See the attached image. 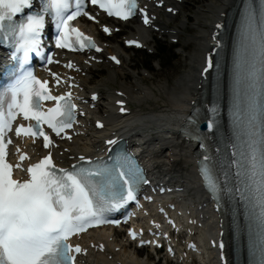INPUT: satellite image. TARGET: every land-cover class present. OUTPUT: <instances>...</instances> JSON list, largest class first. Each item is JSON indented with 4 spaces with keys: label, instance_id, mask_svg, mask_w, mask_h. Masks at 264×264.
<instances>
[{
    "label": "snow or ice",
    "instance_id": "6c2138e0",
    "mask_svg": "<svg viewBox=\"0 0 264 264\" xmlns=\"http://www.w3.org/2000/svg\"><path fill=\"white\" fill-rule=\"evenodd\" d=\"M91 3L124 20L138 9L137 0H91ZM33 6L34 0H0V45L9 46L11 58L18 62L15 78L0 91V264H76L77 256L86 255L87 249L69 243L70 238L89 228L119 225L113 214L131 201L139 204L141 185L149 181L130 154L118 153L110 161L89 159L86 164L64 169L54 164L51 151L23 169L27 179L13 178V169H21L22 165H13L6 157L7 145L12 143L8 133L13 131L17 117L34 123L20 124L15 128L16 136L42 137L46 149L53 146V140L44 125L56 136L61 133L67 136L66 129L76 123L77 105L72 93L53 95L49 82L39 79L29 66L33 54L45 58L42 34L46 18L50 17L58 30L57 48L101 51L90 37L71 26L77 17L87 14L86 0H38L34 11ZM25 9L30 11L17 20ZM139 11L144 24H150L148 13L143 8ZM104 30L110 32L107 27ZM127 43L140 46L135 40ZM46 59L49 64L53 62L51 56ZM111 59L120 62L115 56ZM66 66L74 67L71 62ZM52 75L59 85L58 74ZM49 100L55 101V105L45 111L42 102ZM120 111L126 109L122 106ZM231 119L232 158L229 171L223 172L224 183L221 184L215 166L208 163V156L200 162L199 172L217 202L222 193L239 198L247 229V264H264V0H245L241 12L233 54ZM97 126L104 127L100 121ZM213 127L214 121L210 120L208 128ZM200 147L205 145L201 143ZM27 158L26 154L19 156L20 161ZM232 168L234 176L230 174ZM240 230L237 225V232ZM129 235L136 240L142 230L138 234L131 229ZM149 243L152 241L140 240L141 246ZM172 251L169 247V252ZM221 259H225L223 255Z\"/></svg>",
    "mask_w": 264,
    "mask_h": 264
},
{
    "label": "bare ground",
    "instance_id": "6f19581e",
    "mask_svg": "<svg viewBox=\"0 0 264 264\" xmlns=\"http://www.w3.org/2000/svg\"><path fill=\"white\" fill-rule=\"evenodd\" d=\"M233 0H209V2L197 6L196 12L191 17H186L183 15V19H187L188 22H192L193 30L197 31L196 35L192 38L195 43V53L189 56V62L186 65L187 71L183 76H179L175 79V82L170 90L167 89V83L163 84V87H146L147 89H140V93H134L132 91L131 86L122 87L123 90L129 92L130 95L132 93L133 102L136 103L138 110H133L132 116L128 118L127 121H118L115 120L114 114L112 113L111 102L107 101L103 104L104 110L101 112V117L104 113H109L106 117V120L109 123L115 124V131H121L125 129V132L131 131L134 137L142 136V143L147 145L148 156L152 157L153 160L149 163V167L153 171H161L168 172L175 171L180 168V172L183 174V178L187 179L189 183H192L193 178L189 172L187 166V159L183 153H188L190 151V146L182 145V143L177 142L175 139H172L171 136L175 132L174 129L177 125H179L182 121L181 117L186 113L187 104L190 101H193L196 95V81L195 74L197 71V67L202 57V53L206 50L208 39L207 34L209 33L208 26L211 22L218 19L219 14L227 9ZM185 3L192 5V0H187ZM179 7L184 8L183 5ZM188 11L185 8V12ZM170 20L168 21V23ZM168 23H162L167 24ZM182 30L186 28V22L181 25ZM208 28V29H207ZM94 28L91 30L94 33ZM172 30L180 31V29L173 28ZM180 33V32H179ZM176 35H171L174 38ZM181 36V34L179 35ZM178 37V36H176ZM152 42L151 40L147 43ZM187 43L190 44L188 41ZM182 46L183 50L189 48V45ZM116 51H119L116 48ZM188 59V56H187ZM186 59V60H187ZM119 72L110 71L108 75L101 83L95 82L92 88H103L108 87L110 85H115L118 80V74L122 76H126L127 74H132L128 66V60H126L125 66L118 70ZM119 81V80H118ZM85 79L82 78V85L84 86ZM137 82V87L139 82ZM118 83V82H117ZM87 87V85H85ZM170 86V85H168ZM136 87V88H137ZM139 90V89H138ZM157 91L160 94L165 96L163 99L162 106H159V110H150V112H142L140 110V106L148 101H152L154 96H156L155 92ZM110 93L107 96H111ZM143 94V95H142ZM113 98V96H111ZM145 105V104H144ZM103 118V117H102ZM110 130L108 131V134ZM101 132L96 136H92L90 138V143L96 145L97 138L107 135V133ZM88 145V143H86ZM85 149H88L86 145H83ZM114 256V261H108L104 256L98 255L97 260H102L105 264H113L116 262H120L122 264H149L145 263L142 259L139 258V253H132L131 250L127 249L125 246H122V251L120 253H115L113 249L110 250V253ZM209 260V259H208ZM101 264V263H99ZM209 264H213V262L209 261Z\"/></svg>",
    "mask_w": 264,
    "mask_h": 264
},
{
    "label": "rangeland",
    "instance_id": "374dc122",
    "mask_svg": "<svg viewBox=\"0 0 264 264\" xmlns=\"http://www.w3.org/2000/svg\"><path fill=\"white\" fill-rule=\"evenodd\" d=\"M207 2H209V0H193L192 3H191L192 5H189L188 7L186 6L187 7L186 10H188L185 13L186 17L193 16L195 14V12H196L197 6H200V5L205 4ZM175 20H176L175 21L176 24H178L180 26L183 24L182 16L177 18V19H175ZM184 30L185 31H182L183 32V36H182L181 41H180L182 45L180 47L182 49V46L186 45V43L188 41L190 42L191 45L189 43H187L188 46L189 45L190 46H189V48H186L187 51L183 50L185 52H183L182 54H177L175 52V47H172V45L163 42V40L162 41H160V40L159 41H157V40L155 41L156 48L158 50L168 49L169 55H167L166 58H162L161 57L159 59V60L163 61L164 66L166 68L163 67V69L161 68L158 71L155 69L154 73L156 74V78L153 79L151 82L150 81H146L149 85H151V83H152L154 85L163 87V84L168 82L169 84H167V85H170V87H171V86H173V84L175 82V79L177 77L183 76V75L186 74L185 72L188 69V68H186V65L189 62L188 61L189 60V56L194 54L195 53L194 50H196L195 49V43L193 42L192 38L196 35L197 31L193 30V24L188 25V27H186ZM143 55H144V53L140 52L138 55H133L132 56V58H133L132 65L135 67V69L137 70L138 74L141 73L142 67L146 68L145 66H142L143 63L145 62V59L142 58ZM173 56H176V59L172 62L170 60V57H173ZM187 56H188V59H187ZM151 58L158 59V57L157 58L156 57H151ZM156 63L158 65V62H156ZM107 75H108V72H107ZM97 80L99 81L100 79H97ZM118 80H117L118 84H123V83H125L126 85H129L130 83L134 84L133 83L134 80H133L132 77H130V79L129 80L127 79L126 81H123L122 78H120ZM104 92H105V90H104ZM158 105L162 106V102H160L159 99H156L154 97V99L152 101L146 102V104L143 107H144V109L148 108V109L152 110V109H157L159 107ZM142 256L146 258L145 253L142 254Z\"/></svg>",
    "mask_w": 264,
    "mask_h": 264
}]
</instances>
